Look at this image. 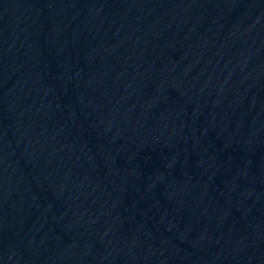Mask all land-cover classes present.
Returning <instances> with one entry per match:
<instances>
[{
    "label": "water",
    "instance_id": "water-1",
    "mask_svg": "<svg viewBox=\"0 0 264 264\" xmlns=\"http://www.w3.org/2000/svg\"><path fill=\"white\" fill-rule=\"evenodd\" d=\"M0 264H264V0H0Z\"/></svg>",
    "mask_w": 264,
    "mask_h": 264
}]
</instances>
